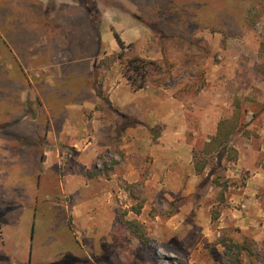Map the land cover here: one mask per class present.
I'll return each mask as SVG.
<instances>
[{
	"label": "rangeland",
	"instance_id": "rangeland-1",
	"mask_svg": "<svg viewBox=\"0 0 264 264\" xmlns=\"http://www.w3.org/2000/svg\"><path fill=\"white\" fill-rule=\"evenodd\" d=\"M42 6H48L49 17H43ZM32 20L50 22L55 46L50 69L66 73L60 85H69L71 74L80 77L82 98L94 105L83 111L85 120L95 111L113 120L103 128L108 145L95 161L89 176L96 182L85 197L112 198L115 215L125 210L127 219L140 221L147 243L116 223L113 254L81 256L63 214L54 224L47 218L41 230L39 210L12 208L19 222L9 231V212L0 204V242L8 257L27 264L90 258L93 264H160L163 254L172 264H264V78L257 71L264 66V0H0V51ZM2 56L0 118L14 100L11 87H20L10 77L16 63ZM134 57L154 63L147 82L135 86L125 75ZM20 81L25 90L29 81L36 85L33 77ZM121 83L145 94L135 110L138 120L126 121L109 102ZM129 108L125 112H134L133 105ZM234 118L238 130L228 148L238 159L228 160L227 151L214 153L198 175L195 155L221 121Z\"/></svg>",
	"mask_w": 264,
	"mask_h": 264
},
{
	"label": "crops",
	"instance_id": "crops-1",
	"mask_svg": "<svg viewBox=\"0 0 264 264\" xmlns=\"http://www.w3.org/2000/svg\"><path fill=\"white\" fill-rule=\"evenodd\" d=\"M25 7H32L31 2L29 6L25 2ZM41 10L43 17H49L48 6H42ZM32 22L18 33L17 41L9 39L5 42L6 50L0 51L5 61L16 63L14 70L11 67L10 77L18 79L20 86L11 87L9 93L14 100L5 109L2 107L4 116L0 118V204L9 212L5 219L9 231L19 222L17 210L12 211V208L26 206L39 210L41 230L46 229L47 218L54 224L57 214H63L61 221L80 255L98 254L105 251L104 244L113 246L117 203L104 195H85L92 182H96V178L91 180L89 176L95 161L108 145L103 142H107L103 140V128L113 120H109L110 116L106 118L107 115L102 117L97 111L92 120H85L83 111L94 110V105L82 98L80 77L71 74L69 85H60L64 72L51 71L49 64L51 48L55 47L50 41V22ZM23 62L39 64L36 68L20 69L18 65L22 67ZM27 77L35 78L36 85L29 81L32 86L25 90L20 79ZM111 92L109 102L114 109L122 110L123 117L140 118L135 110H140L138 99L145 94L133 93L122 83ZM95 97L100 103V98ZM131 105L134 112H125ZM63 194L72 197L67 200L61 196ZM58 226L50 227L57 229ZM83 240L92 244L84 246ZM9 258L7 248L0 242V264H27L26 260ZM80 263L93 264L91 258L77 262Z\"/></svg>",
	"mask_w": 264,
	"mask_h": 264
},
{
	"label": "trees",
	"instance_id": "trees-1",
	"mask_svg": "<svg viewBox=\"0 0 264 264\" xmlns=\"http://www.w3.org/2000/svg\"><path fill=\"white\" fill-rule=\"evenodd\" d=\"M117 38V41L119 45L124 48L125 43L122 41V39L119 37V35H115ZM260 52L264 54V42L261 44ZM154 63L148 62L145 59H142L140 57H134L132 59H129L127 64L125 65L126 69V76L130 83L135 86L138 84L139 81H142L143 83L147 82L148 74L150 73L151 66ZM257 71L263 76L264 78V66H258ZM140 88L142 85L139 86ZM126 121H129V118L124 117ZM238 130V121L236 118L234 119H228L223 120L219 123L217 134L211 138L209 142H207L201 151L200 154L195 155V171L198 175H201L205 168L209 165V159H207V156H211L214 153H227L229 152L228 160L230 161H236L238 159V153L233 148H228V145L231 141V138L236 134ZM142 209V205H140L137 209H135L137 214H140ZM128 212L123 210L116 211V218L115 222L124 227L126 230L130 231L132 235H134L138 241L142 243H147L146 233L144 226L138 221L137 219L129 220L127 219ZM117 244L113 243V246L104 244L102 247L105 250L104 255L107 253L113 254L112 248H114ZM243 247H239L238 251H242Z\"/></svg>",
	"mask_w": 264,
	"mask_h": 264
},
{
	"label": "built area",
	"instance_id": "built-area-1",
	"mask_svg": "<svg viewBox=\"0 0 264 264\" xmlns=\"http://www.w3.org/2000/svg\"><path fill=\"white\" fill-rule=\"evenodd\" d=\"M161 256V257H160ZM159 258H160V261L159 263L160 264H172L173 262L171 261V259L167 256V255H163V254H160ZM175 264V263H174Z\"/></svg>",
	"mask_w": 264,
	"mask_h": 264
}]
</instances>
